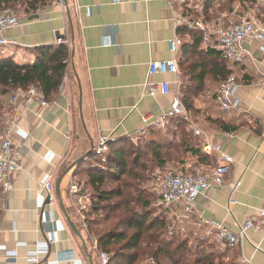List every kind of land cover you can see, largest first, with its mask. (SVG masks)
Masks as SVG:
<instances>
[{
    "label": "crops",
    "instance_id": "obj_1",
    "mask_svg": "<svg viewBox=\"0 0 264 264\" xmlns=\"http://www.w3.org/2000/svg\"><path fill=\"white\" fill-rule=\"evenodd\" d=\"M172 1L67 0V6L65 1H54L30 17H21L17 27L4 31L9 44L0 47V60L35 62L37 46L58 44L62 39L71 50V74L67 72L60 91L42 112L33 97L19 99L16 104L20 120L14 147L22 168L14 176L11 191L0 188V264H91L89 254L94 264H102L86 226L92 202L88 167L79 171L74 167L62 178L60 190L66 211L58 199L56 185L63 172L90 151L92 141L95 144L102 135H113L116 140L128 138L142 126L144 113L159 115L170 108L181 79L170 73L149 76V65L173 56L170 40L176 30L175 13L183 6ZM208 1L212 13L209 22L213 24H225L228 18L224 16H248L253 8L240 2L231 5L228 0ZM256 13L264 22V10L258 8ZM245 46L250 54L244 61L231 62L240 109L221 111L205 94L195 100L194 117L204 131V136L195 135L200 147L203 140L220 143L235 159L226 184L201 195L196 200L195 214L222 222L235 232L264 208V42L249 40ZM148 80L170 81L171 93L145 95ZM218 85L208 80L207 90L214 91ZM12 111L9 106L8 114ZM180 138V128L173 122L164 130L149 131L146 137L158 143ZM182 164L165 166L167 170H179ZM204 164L213 166L214 161L211 157L200 160L195 155L188 157L184 166L196 169ZM49 178L57 196L54 204L43 192ZM71 182L81 184L90 197L82 213L75 204L77 200L71 197ZM237 182L239 188L233 190ZM169 214L168 219H174V213ZM186 226L183 237L203 238L193 222ZM248 238L243 245L233 247H222L216 240L203 238V247L225 263L264 264V229H249ZM42 248L47 251L40 253ZM12 249L17 256L7 259L6 251Z\"/></svg>",
    "mask_w": 264,
    "mask_h": 264
},
{
    "label": "trees",
    "instance_id": "obj_2",
    "mask_svg": "<svg viewBox=\"0 0 264 264\" xmlns=\"http://www.w3.org/2000/svg\"><path fill=\"white\" fill-rule=\"evenodd\" d=\"M7 2L8 0H0V4ZM228 2L231 5L234 2H240L247 8L258 9L257 0H228ZM36 3H40L41 6H33V12L46 6L44 0H37ZM208 3V0H202L201 9L191 8L185 4L183 5L184 14L191 21V16H203L210 20L212 13L208 10ZM178 33L183 38V45L178 54L179 68L181 71V67L185 65L184 71L188 77L187 82H181L180 91L188 111L196 117L195 100L201 95H207V81H216L220 84L231 78L233 71L231 62L224 57L222 51L205 44V32L202 29L190 28L187 24H182L178 28ZM34 50L38 56L35 62L0 60V89L5 97L10 99L16 91L27 90L34 86L49 103L60 91L69 68L67 62L71 55L69 45L62 41L58 44L40 45ZM172 122L180 128V140L174 139L168 143L148 140L146 148L142 147L143 151L150 150L151 168L155 169L158 164L165 166L167 163H183L182 168L187 158L195 155H199L200 160H206L208 157L202 152L199 141L189 131L188 125L180 118H173L169 126ZM136 144L130 138L109 142L110 152L106 162L98 160L94 166L92 159L97 156L92 155L77 168L79 171L82 167H88L87 184L92 195V202L86 213V226L97 244L98 251L110 255L107 264H136L141 256L144 259H153L156 264H229L218 260L214 252L204 248L205 241L200 242L198 246L191 244L188 238L181 239L183 238L181 235H170L167 232L169 219L164 212L153 215L148 211H138L131 206L133 202L148 204L153 202L143 200L142 194L135 199L133 193L141 192L130 179H126L129 174L132 178L138 177L137 173L131 171V165L135 164L137 167L140 160L139 157L135 159L130 154L132 149L140 148V145ZM165 171H167L166 166ZM109 179L119 184L107 189L105 186ZM113 197L120 198L113 207V211H121L113 215L105 214L104 211L108 205L102 204L111 202ZM100 218L101 220L103 218L104 222L111 218L115 221L109 229L96 233L95 228L100 224ZM129 230L130 233H128ZM120 241H123L120 247L111 249L115 242ZM163 257L165 261H161Z\"/></svg>",
    "mask_w": 264,
    "mask_h": 264
},
{
    "label": "built area",
    "instance_id": "obj_3",
    "mask_svg": "<svg viewBox=\"0 0 264 264\" xmlns=\"http://www.w3.org/2000/svg\"><path fill=\"white\" fill-rule=\"evenodd\" d=\"M181 6L187 4L191 8L201 9L202 0H177ZM171 0V4H172ZM257 8L264 10V0H257ZM180 12V13H179ZM184 9L177 10L175 13V35L170 40V47L173 56L163 61H152L149 65V76L156 73L174 74L177 79H181L179 68L178 54L183 45V38L178 33V28L182 24H187L190 28L200 27L205 33V44L211 45L222 51L224 57L232 63H242L250 54L245 43L249 40H259L264 42V22L257 17L256 8L250 10L249 15H244L236 19L224 16L225 24H203L202 22H193L186 15H183ZM21 23V17L10 10H0V47H7L9 40L3 35L7 28L17 27ZM203 24V25H202ZM62 42V39H59ZM4 49L2 50V53ZM71 59L67 60L70 65ZM238 84L235 78L231 77L221 82L217 89L208 91V96L213 98L219 110L224 112H235L241 107V98L237 95ZM145 95L155 96L158 93L170 94V81L160 82L147 81L145 83ZM35 98L39 104V110L42 112L48 106V102L39 93L36 87L32 86L27 90L16 91L9 99V106L13 111L7 115L3 130L0 134V188L4 192H9L14 187V176L22 168L19 153L14 147V133L18 128L20 112L16 107L19 99ZM173 118H180L188 125L189 131L196 136H204V131L188 111L182 100L181 91L174 93L171 106L163 113L156 115L153 113H144L142 115V126L129 135L134 142L146 138L151 130H164L168 128ZM229 136L234 134L229 133ZM116 140L113 135H102L95 143V156L99 160L106 162L110 152L109 142ZM202 152L211 157L214 165L204 164L196 169H191L189 165H183L179 170H167L160 172L154 181V191L158 194L156 206L161 212L169 214L174 213V219L169 220L167 232L170 235L184 236L187 233V224L193 222L197 227L200 235L206 239L216 240L222 247H233L243 245L248 238V230L264 229V208L260 209L254 217L247 219L241 226L240 230L235 232L222 222L214 219H208L195 214L196 200L203 194L207 193L214 186L225 185L226 176L230 173L235 159L232 155L223 149L222 144L213 143L209 140L201 142ZM237 182L232 185L233 190L239 188ZM45 193L50 204L57 201L54 182L51 178L43 184ZM71 197L77 200L79 212L87 209V203L90 197L85 193L83 187L78 182L70 184ZM91 201V200H90ZM170 215V214H169ZM95 249L98 251L95 242ZM44 253L47 249H39ZM102 264H107L110 255L105 252H99ZM17 251L15 249L6 251L5 257L15 258ZM247 261V260H245ZM143 264H156L153 259H147Z\"/></svg>",
    "mask_w": 264,
    "mask_h": 264
},
{
    "label": "rangeland",
    "instance_id": "obj_4",
    "mask_svg": "<svg viewBox=\"0 0 264 264\" xmlns=\"http://www.w3.org/2000/svg\"><path fill=\"white\" fill-rule=\"evenodd\" d=\"M54 1H57L60 3L64 2V0H44V2H45L44 5L47 6L51 3H53ZM36 2H37V0H8L7 3H1L0 4V10L6 9V10H10L12 12H15L20 17H23V16L30 17V15L33 13L32 7L35 5H38V6L40 5V3H36ZM191 17H192L193 22H202L205 25L206 24H213V23L209 22L210 21L209 19H205V17H203V16H201V17L191 16ZM223 22H225V21H223ZM215 24L216 25L220 24V22H217ZM195 29H201V28L197 26ZM184 68H185V65H183L181 67V82H184V81L187 82L188 81V77L185 74ZM68 72L71 74L70 65L68 68ZM6 98L7 97H5L4 95L1 94V89H0V134H1V131L4 127V124H5V121L7 118V114H8V110H9V105L7 106V103L9 104V102H8L9 98H7V101H6ZM147 142H149V141L146 138H144L138 142H135V143H137L136 145H138V146L140 145V148L138 150L136 148L132 149L130 154H131V157H135V159H136V157H139L140 160L138 161L137 167H135V164H132V162H130V163L132 164L131 165V171L133 173H137L138 177L132 178L129 174L126 179L127 180L130 179L135 184L136 188L141 192V193L137 192L138 194L135 192L134 193L132 192L135 199L138 195L142 194L143 200H148L149 202L153 201L152 204L143 203V202H140V203L133 202V203H131V206L134 207L138 211H148L149 213L156 215L157 212H159V213L161 212V209L158 208L155 204L156 200L158 199V194L156 191H154V181L160 172H164L165 166L158 164V165H156L155 169L151 168L150 150L146 149L145 151H143V148H146V146H147L146 145ZM98 160H99V157H95L94 159H92V163L94 166H96L95 164H97ZM118 184H119V182L116 183L112 179H109L108 183L106 184L105 187L107 189H111L113 187H116ZM119 201H120V198L113 197L111 199V202H104V204H102V205H108L107 208L105 209L104 213L105 214L111 213L110 215H113L115 213H120L121 210H119L117 212L113 211V207ZM113 221H115V219L111 218L109 221L104 222L103 218H102V220L100 218V224L97 225L95 228L96 233L104 231L105 229H109V227H112L111 224L113 223ZM128 233H130V230L128 231ZM185 238H188L190 240V242H194L195 244L196 243L199 244L200 242L202 243L205 241L203 238H200V237L192 238V239H190L189 237H183L181 239H185ZM122 244H123V241L115 242L112 245L111 249H117ZM146 257H148V256H146ZM146 260L147 259H144V257L141 256L138 258L136 264H143L146 262ZM161 261H165L164 257L161 258Z\"/></svg>",
    "mask_w": 264,
    "mask_h": 264
},
{
    "label": "water",
    "instance_id": "obj_5",
    "mask_svg": "<svg viewBox=\"0 0 264 264\" xmlns=\"http://www.w3.org/2000/svg\"><path fill=\"white\" fill-rule=\"evenodd\" d=\"M65 1V4L66 6L68 5V2L67 0H64ZM68 16H69V19H70V22L72 23V18H71V13L70 11H68ZM79 108H80V112H81V115H82V99L80 97V104H79ZM95 151V144L94 142L92 141V144H91V149L89 152L85 153L83 156H81L80 158H78L75 162H73L62 174V176L60 177L59 181L57 182V185H56V191H57V195H58V199L64 209V211H66V208H65V205H64V202H63V199L61 197V190H60V182L62 180V178L72 169V168H78L85 160L89 159L92 155H95L94 153ZM73 227L76 229L75 225L73 224ZM79 233V232H78ZM79 235H81L79 233ZM89 256V259H90V263L91 264H94L93 262V257L91 254L88 255Z\"/></svg>",
    "mask_w": 264,
    "mask_h": 264
}]
</instances>
